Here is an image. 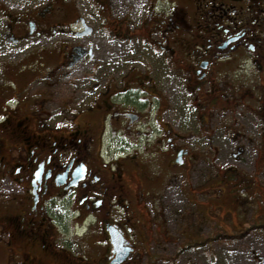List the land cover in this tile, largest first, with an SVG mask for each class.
I'll return each mask as SVG.
<instances>
[{
	"label": "flooded vegetation",
	"instance_id": "1",
	"mask_svg": "<svg viewBox=\"0 0 264 264\" xmlns=\"http://www.w3.org/2000/svg\"><path fill=\"white\" fill-rule=\"evenodd\" d=\"M155 1L140 26L104 21L127 48L140 39L117 56L96 54L83 42L92 27L79 14L63 23L52 5L5 21L7 72L46 88L74 80L64 111L0 88V262L159 264L173 241V177L191 205L189 189L213 195H192L197 219L209 222L200 206L224 213L210 241L264 233V0ZM62 34L76 42L29 44ZM35 54L34 70L24 60ZM191 227L162 264H199L178 261L205 248Z\"/></svg>",
	"mask_w": 264,
	"mask_h": 264
},
{
	"label": "rangeland",
	"instance_id": "2",
	"mask_svg": "<svg viewBox=\"0 0 264 264\" xmlns=\"http://www.w3.org/2000/svg\"><path fill=\"white\" fill-rule=\"evenodd\" d=\"M152 1L154 2L155 0ZM103 4L109 6V8L102 7ZM164 4L165 3L160 1L156 6L162 7ZM48 5L53 6V10L59 15V20L63 21V23L64 21L66 23H71L75 19L74 16L77 14L81 15L85 22H87L94 31L92 36L89 35L87 39L83 41L85 42L84 44L88 46L93 44L96 54L100 55L101 52H109L110 54L117 56L122 53V50L127 48V45L122 44L120 41L114 38L113 34L112 36H106L102 32V25H104V21L108 20L109 22H112L115 20L116 22L114 24H117L118 21L128 17V19H130L133 24L140 26V22H142L145 18L148 0H106L105 2L103 0H0V9L3 8L6 10V14L10 16L28 14L32 10H41V8H44ZM95 5L96 9L94 8V11L93 7ZM3 25L4 23H0L1 36L4 32ZM133 28L134 26L131 25L130 30L133 31ZM55 39L65 40L68 43L76 42V39L72 38L68 34H62L49 39L41 38L39 42L38 40H31L29 41V44L32 45L31 47H34L39 43L47 46L51 45ZM132 40L133 42L129 45H133L129 46L125 52L135 50L138 45L140 46V39L133 38ZM13 54L15 53L6 51V53L0 54V57H6V62H10V59L15 58ZM36 57L38 58L37 61H35ZM34 61L35 63H33ZM25 62L34 64V70L38 69L41 65V54H35L29 58H26L24 60V63ZM1 68L3 70L4 65H1ZM8 73L14 75V71ZM83 73H86V71H82L80 74ZM76 76L81 77L79 75ZM8 80L9 79L7 77L5 78L0 71V84L2 89L5 88L4 90L12 92V88L14 86ZM73 80L74 79H72V81L67 80L58 88H46L43 86V81L40 82L38 80L31 81L28 84V82H24L22 79V84L25 86L24 93H26V95L31 93V97L35 95L39 97V99L45 97L50 102V104H48L50 105V109L57 108L60 111H64L62 110L61 105L63 101L65 102L67 100L70 94V88H73L71 84ZM203 172L204 171L201 170L199 172L191 173V187L197 186V180H203V177L205 176ZM171 185L172 191L170 193L171 197L173 198L172 213H169L167 220H170V223H172L170 231L172 233L173 241L170 245L164 246L163 248H157V253H155V255L157 257V261H159V264H162L161 262L168 260L171 255L177 254L175 253L177 246L184 244L186 241V239L181 236V233L184 231V222H187V219L188 223L193 225V229L192 227L186 229L187 233L192 229L196 233L195 235L199 237V240L196 242L201 245L204 244L205 248L202 251L200 249L195 251L194 249L196 248H193L192 251L186 252L183 255L178 254L180 257L184 258L181 259L179 257L178 261L194 259L199 264H264V233L252 232L247 238L246 236H243L238 238V240L233 243H221L220 240L210 241L212 235L216 233L215 229L219 228L220 230H223L226 228L224 213L218 207L210 206L209 211H207L204 210L202 206H200L199 211L201 213L205 212V217L209 220V222L201 220L200 215H198L199 219H197L196 209L198 205L195 204L196 199L193 198V196L198 197L200 201H204V198L210 196L212 198L213 195H209V193H207L205 196H203V193H199L197 191H195L197 193H194L189 189L188 196L195 201L194 203L192 200L194 205H191L190 202L185 199L186 195L183 192V190L187 191L186 182L184 181L181 183V178L175 179V177H173ZM0 264L6 263L0 262Z\"/></svg>",
	"mask_w": 264,
	"mask_h": 264
},
{
	"label": "crops",
	"instance_id": "3",
	"mask_svg": "<svg viewBox=\"0 0 264 264\" xmlns=\"http://www.w3.org/2000/svg\"><path fill=\"white\" fill-rule=\"evenodd\" d=\"M35 60H38V58L36 57ZM9 64H11V62H6V61L5 62H2V66L4 65L3 70H2V68L0 69L2 75L5 78L7 77L9 79L8 81L13 84V86H14L13 89L14 90H16L18 92L24 91L25 90V86L22 84L23 81H22V79L21 80L18 79V78L21 77V73L19 71L20 68H18L17 70H15L14 75L9 74L7 72V67L9 66ZM0 88H2L1 87V84H0Z\"/></svg>",
	"mask_w": 264,
	"mask_h": 264
},
{
	"label": "water",
	"instance_id": "4",
	"mask_svg": "<svg viewBox=\"0 0 264 264\" xmlns=\"http://www.w3.org/2000/svg\"><path fill=\"white\" fill-rule=\"evenodd\" d=\"M80 59V58H79Z\"/></svg>",
	"mask_w": 264,
	"mask_h": 264
}]
</instances>
